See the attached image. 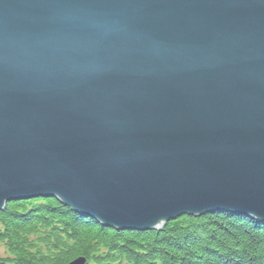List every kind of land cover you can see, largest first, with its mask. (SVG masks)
Segmentation results:
<instances>
[{"label": "water", "instance_id": "1", "mask_svg": "<svg viewBox=\"0 0 264 264\" xmlns=\"http://www.w3.org/2000/svg\"><path fill=\"white\" fill-rule=\"evenodd\" d=\"M31 3L0 0V38ZM92 48L111 65L96 78L0 47V213L55 199L117 231L264 222V0H145L132 35Z\"/></svg>", "mask_w": 264, "mask_h": 264}, {"label": "trees", "instance_id": "2", "mask_svg": "<svg viewBox=\"0 0 264 264\" xmlns=\"http://www.w3.org/2000/svg\"><path fill=\"white\" fill-rule=\"evenodd\" d=\"M0 244L5 264H264V224L247 216H183L162 230L117 231L55 199L9 203Z\"/></svg>", "mask_w": 264, "mask_h": 264}, {"label": "clouds", "instance_id": "3", "mask_svg": "<svg viewBox=\"0 0 264 264\" xmlns=\"http://www.w3.org/2000/svg\"><path fill=\"white\" fill-rule=\"evenodd\" d=\"M144 4L145 0H32L29 25L0 38V47L16 65L52 61L80 77H100L111 65L92 46L132 35Z\"/></svg>", "mask_w": 264, "mask_h": 264}, {"label": "rangeland", "instance_id": "4", "mask_svg": "<svg viewBox=\"0 0 264 264\" xmlns=\"http://www.w3.org/2000/svg\"><path fill=\"white\" fill-rule=\"evenodd\" d=\"M75 213V212H73ZM77 214V213H75ZM79 215V214H77ZM81 216V215H80ZM183 217V216H182ZM9 258V254L7 252V249L5 248V246L3 244H0V264H5V262H3L2 260ZM79 259H84V258H79ZM78 260V259H77ZM86 260V259H85ZM76 261V260H75ZM87 260H86V264H87Z\"/></svg>", "mask_w": 264, "mask_h": 264}, {"label": "bare ground", "instance_id": "5", "mask_svg": "<svg viewBox=\"0 0 264 264\" xmlns=\"http://www.w3.org/2000/svg\"><path fill=\"white\" fill-rule=\"evenodd\" d=\"M261 223H263V224H264V222H261Z\"/></svg>", "mask_w": 264, "mask_h": 264}]
</instances>
